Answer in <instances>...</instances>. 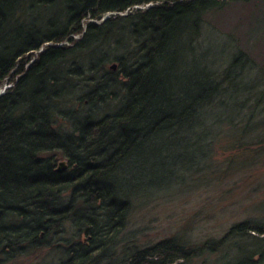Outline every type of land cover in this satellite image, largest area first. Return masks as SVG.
<instances>
[{
	"label": "trees",
	"instance_id": "trees-1",
	"mask_svg": "<svg viewBox=\"0 0 264 264\" xmlns=\"http://www.w3.org/2000/svg\"><path fill=\"white\" fill-rule=\"evenodd\" d=\"M261 1L0 0V264L47 247L58 264H183L228 240L244 253L228 264L264 262V220L200 246L127 232L138 200L207 165L216 129L264 127V76L218 78L197 50L209 14Z\"/></svg>",
	"mask_w": 264,
	"mask_h": 264
},
{
	"label": "rangeland",
	"instance_id": "rangeland-1",
	"mask_svg": "<svg viewBox=\"0 0 264 264\" xmlns=\"http://www.w3.org/2000/svg\"><path fill=\"white\" fill-rule=\"evenodd\" d=\"M110 16L114 14L103 20ZM202 31L198 53L205 55L218 78L234 62L255 82L259 79L254 76H264V1L231 3L223 11L209 14ZM81 37L79 33L75 38ZM108 68L116 71L117 65ZM244 76L240 79L243 82ZM69 107L68 111L73 109ZM242 128L224 124L216 129L205 142L207 165L200 173L187 174L177 187L157 189L138 200L127 232L137 233L146 244L177 236L191 246H200L220 243L236 225L264 220V127L247 138ZM250 238L251 243L255 241ZM231 241L217 248L218 252L190 258L183 264L235 263L244 253ZM58 252L54 247L42 248L16 264H58ZM260 259L255 257L256 262Z\"/></svg>",
	"mask_w": 264,
	"mask_h": 264
},
{
	"label": "water",
	"instance_id": "water-1",
	"mask_svg": "<svg viewBox=\"0 0 264 264\" xmlns=\"http://www.w3.org/2000/svg\"><path fill=\"white\" fill-rule=\"evenodd\" d=\"M115 68L116 67L114 66L113 69H115ZM59 165H60V167L58 169L59 172H63V171H65L67 169V164H66L65 161L61 162Z\"/></svg>",
	"mask_w": 264,
	"mask_h": 264
},
{
	"label": "bare ground",
	"instance_id": "bare-ground-1",
	"mask_svg": "<svg viewBox=\"0 0 264 264\" xmlns=\"http://www.w3.org/2000/svg\"><path fill=\"white\" fill-rule=\"evenodd\" d=\"M149 7V6H148ZM139 8V7H138ZM145 8V7H144ZM66 162V161H65ZM67 164V163H66ZM59 167H60V165L58 166V169H59ZM58 169H57V171H58ZM59 172V171H58Z\"/></svg>",
	"mask_w": 264,
	"mask_h": 264
}]
</instances>
